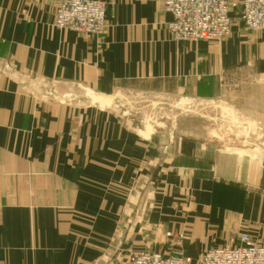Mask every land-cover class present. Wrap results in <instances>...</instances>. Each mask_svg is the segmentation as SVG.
I'll return each mask as SVG.
<instances>
[{"label":"crops","instance_id":"obj_1","mask_svg":"<svg viewBox=\"0 0 264 264\" xmlns=\"http://www.w3.org/2000/svg\"><path fill=\"white\" fill-rule=\"evenodd\" d=\"M101 1L96 39L57 29L55 0H0V264L178 250L200 264L243 234L264 244V31L246 29L244 0L227 38L198 44L172 38L162 0ZM49 87L215 103L222 123L207 142L144 139L121 110L44 100Z\"/></svg>","mask_w":264,"mask_h":264},{"label":"built area","instance_id":"obj_2","mask_svg":"<svg viewBox=\"0 0 264 264\" xmlns=\"http://www.w3.org/2000/svg\"><path fill=\"white\" fill-rule=\"evenodd\" d=\"M54 26L92 38L107 30V4L101 0H55ZM163 11L172 17L168 31L176 42L216 43L227 38L234 26L231 0H162ZM241 20L249 31H264V0H244ZM126 264H185L181 252L163 255L141 251L129 256ZM201 264H264V244L243 234L237 246L207 250Z\"/></svg>","mask_w":264,"mask_h":264},{"label":"rangeland","instance_id":"obj_3","mask_svg":"<svg viewBox=\"0 0 264 264\" xmlns=\"http://www.w3.org/2000/svg\"><path fill=\"white\" fill-rule=\"evenodd\" d=\"M47 89V95H41V98L44 100L49 99L59 104L81 103L85 106L94 105L102 108L113 107L121 110L126 119L137 124L140 129L139 135L144 139H152L151 136L157 134L156 136H161L162 138H170L174 143L175 141L181 143V141L186 138L193 142L198 141L202 143L201 141L203 139L207 142L208 139H213V137L217 139V133L207 131V127L216 128L217 125L220 126L222 123V121L219 122L216 120V109H218V105L215 103L202 106L200 101L184 98H166L164 100L155 99L148 101L147 98L144 100L142 97L136 99V97H133L135 94H118L110 97H102L84 87L81 88L82 92L78 94L64 93L60 88L57 89V87H49ZM202 126L204 128H202ZM223 134L224 133L221 132L219 136L222 137ZM231 134H233V132H231ZM180 138L182 140L179 141ZM193 142H186L189 143L187 145L188 148L191 149L192 145H195ZM193 157L195 158L194 155ZM173 238L175 240V245L181 247L184 234H175ZM178 252L183 254L185 264H187L185 254L181 250H178L176 253ZM133 253L135 252L129 253V256Z\"/></svg>","mask_w":264,"mask_h":264}]
</instances>
